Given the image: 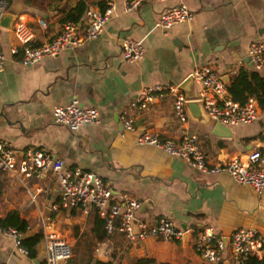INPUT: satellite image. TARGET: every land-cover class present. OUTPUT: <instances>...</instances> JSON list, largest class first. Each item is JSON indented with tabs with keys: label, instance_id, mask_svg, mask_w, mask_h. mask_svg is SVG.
Returning <instances> with one entry per match:
<instances>
[{
	"label": "crops",
	"instance_id": "crops-1",
	"mask_svg": "<svg viewBox=\"0 0 264 264\" xmlns=\"http://www.w3.org/2000/svg\"><path fill=\"white\" fill-rule=\"evenodd\" d=\"M78 1L51 0L35 8L12 0L7 16L13 21L0 29V49L7 58L0 73V141L8 142L19 157L43 149L66 168L92 172L118 195L141 202L137 218L142 221L168 218L181 230L211 226L225 239L237 229L253 228L264 239V191L257 194L240 186L226 173H199L179 158L135 144L144 132L173 140L193 134L209 166L232 159L244 162L254 151L264 155V70H254L246 62L249 46L264 37V0H160L139 3L131 11L126 8L134 0H87L86 11L99 10L102 1L113 7L98 39L27 67L10 56L12 46L20 47L12 30L15 20L32 29L34 44H42L54 39L64 25L61 11ZM177 4H184L193 20L163 36L154 23L164 9ZM39 20L46 23V30L39 27ZM125 38L142 41L145 53L140 61L121 59L120 42ZM203 64L227 85L236 80L246 100H258L257 121L229 128L230 137L223 138L214 135L215 123L200 107L196 117L187 106V123H180L170 97L143 111L134 106L144 88L181 85ZM198 91L194 83L193 92ZM73 100L94 107L97 124L76 133L54 124L52 109ZM123 113L132 116L133 131L123 128ZM60 191L58 176L50 171L29 179L0 173V219L18 213L28 224L23 238L37 232L43 237L49 232L59 235L72 249V258L64 264H207L194 251L193 234L182 241L149 237L133 244L116 230L106 232L103 218L94 210H55ZM224 259L231 262L228 251ZM0 264H45L43 239L31 259L0 234Z\"/></svg>",
	"mask_w": 264,
	"mask_h": 264
},
{
	"label": "built area",
	"instance_id": "built-area-1",
	"mask_svg": "<svg viewBox=\"0 0 264 264\" xmlns=\"http://www.w3.org/2000/svg\"><path fill=\"white\" fill-rule=\"evenodd\" d=\"M160 0H134L127 6L131 11L139 3ZM112 5L104 12L89 9L85 12L83 23L66 22L56 37L42 44H34V32L25 22L17 19L12 30L20 47L9 49L11 57L23 66H32L45 58H56L69 49H76L98 39L112 14ZM5 2H0L1 22L7 16ZM193 20V13L184 5L177 4L164 9L154 23V29L163 36L179 25L188 24ZM38 25L46 30V23L38 21ZM145 53L142 41L123 39L120 42V57L126 63L140 61ZM247 57L254 70H264V37L252 43ZM7 58L0 49V73L3 72ZM190 77L199 85L196 97L189 99L180 89V85H155L144 88L135 100L134 106L143 111L157 101L172 98L173 113L180 123H187V104L195 101L203 113L214 123L232 128L251 124L260 117L258 100L249 97L240 104L232 99L227 92V84L217 75L209 64L195 68ZM54 124L76 133L84 126L97 124L98 111L94 107H84L77 100L65 106L54 107L51 111ZM122 126L125 131H133V118L123 113ZM136 146H152L170 157L183 160L191 169L202 174L226 173L236 184L251 188L255 193L264 191V155L254 151L246 161L232 159L228 162L209 166L206 155L200 150L197 136L185 134L180 140L164 139L156 134L144 132L135 140ZM52 172L58 176L60 184L59 201L56 209H80L85 212L94 210L103 218V228L110 233L114 230L122 234L130 243L142 242L145 239L160 238L163 241H182L186 235L193 234L194 251L207 264H226L225 252H229V264H246L251 257L264 258V239L256 229L240 228L233 231L228 239L219 236L211 226L201 230H181L174 226L168 218L154 222L142 221L137 218L141 202L117 192L103 179L92 172L79 167L66 168L64 162L43 149L28 150L25 154L18 153L6 141H0V173L24 179L38 178L41 174ZM117 222V225L114 223ZM0 234L13 240L16 251L28 257V250L22 246L23 234L14 228L0 227ZM45 264H64L72 258L71 246L54 232L45 233L43 237Z\"/></svg>",
	"mask_w": 264,
	"mask_h": 264
},
{
	"label": "trees",
	"instance_id": "trees-1",
	"mask_svg": "<svg viewBox=\"0 0 264 264\" xmlns=\"http://www.w3.org/2000/svg\"><path fill=\"white\" fill-rule=\"evenodd\" d=\"M0 2H5L7 5V9L11 6L12 0H0ZM44 2L50 3L51 0H23V3L27 7H35L39 8L42 6ZM87 0H79L76 5L69 9L68 11H61L62 16L60 18V23L73 22L76 24L83 23V16L87 9ZM106 3L104 1L99 3V10L104 12L106 9ZM227 92L230 94L232 99L240 104H244L246 98L237 83L236 80H232L227 85ZM0 227L2 228H14L22 234L27 232L28 224L24 220H22L18 213L9 212L2 219H0ZM43 239L42 232H37L31 236L23 238L22 246L28 250V257L31 259L36 258V248L40 244ZM137 264H147L145 261H141ZM246 264H264V258L258 260L255 257H251L247 260Z\"/></svg>",
	"mask_w": 264,
	"mask_h": 264
},
{
	"label": "water",
	"instance_id": "water-1",
	"mask_svg": "<svg viewBox=\"0 0 264 264\" xmlns=\"http://www.w3.org/2000/svg\"><path fill=\"white\" fill-rule=\"evenodd\" d=\"M10 21H13L11 16H6L3 21L1 22V26L2 27H7L10 23ZM249 62V58H246V62ZM193 79L191 77H188L181 85H180V89L181 91L189 98H195L196 97V93L193 92ZM187 106L189 108H193L194 112L196 113V117H197V112L199 115V110L198 108L200 107V105L197 102L194 101H190ZM195 108L197 109V111H195ZM213 133L216 136L219 137H223V138H228L230 137V129L229 127L223 126L220 123H215L213 126ZM183 230H185V228H183ZM187 235L185 236V239H187Z\"/></svg>",
	"mask_w": 264,
	"mask_h": 264
}]
</instances>
